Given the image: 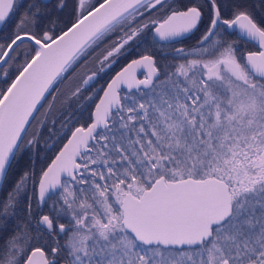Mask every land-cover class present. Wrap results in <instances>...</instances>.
I'll return each instance as SVG.
<instances>
[{
    "label": "snow or ice",
    "instance_id": "6c2138e0",
    "mask_svg": "<svg viewBox=\"0 0 264 264\" xmlns=\"http://www.w3.org/2000/svg\"><path fill=\"white\" fill-rule=\"evenodd\" d=\"M0 264H264V0H0Z\"/></svg>",
    "mask_w": 264,
    "mask_h": 264
},
{
    "label": "flooded vegetation",
    "instance_id": "af4514ba",
    "mask_svg": "<svg viewBox=\"0 0 264 264\" xmlns=\"http://www.w3.org/2000/svg\"><path fill=\"white\" fill-rule=\"evenodd\" d=\"M249 3L255 5V4H258V3H259V0H249ZM258 18H259V17H258ZM228 31L231 32L232 30L230 29V30H228ZM177 46H179V45H177ZM239 47H240L242 50H244V51H247V50H249V49L255 50V46L252 45L251 43L245 44L244 42H241L240 45H239ZM131 58H133V57L126 58V59H124V60H121L119 63H117L119 66H118L117 68L113 69L114 67H116V65H115V66L112 68L111 72L108 74V76H106L104 79H105V80L110 79V77L113 76V74L116 73V72H117V71H118L123 65H125L127 62H129V60H130ZM134 77H135V79H143V78H144V74H143L142 72H140V73L135 74ZM129 93H131V94H137V93H139V92L137 91V89H135V90H130V91H126V90L122 89V91H121V96H125L126 94H129ZM45 211H47V208L45 209Z\"/></svg>",
    "mask_w": 264,
    "mask_h": 264
},
{
    "label": "water",
    "instance_id": "95a60500",
    "mask_svg": "<svg viewBox=\"0 0 264 264\" xmlns=\"http://www.w3.org/2000/svg\"><path fill=\"white\" fill-rule=\"evenodd\" d=\"M238 31V30H237ZM252 44V43H251ZM252 45H254V44H252ZM255 46V45H254ZM128 63V62H127ZM126 63V64H127ZM126 64L125 65H123L118 71H120L124 66H126ZM117 71V72H118ZM140 72H142L143 74H144V78L146 77V75H147V69L146 68H135V69H133V70H131L130 71V73H129V78L131 79L132 77H134L135 76V74H137V73H140ZM113 75H115V73L113 74ZM143 78V79H144ZM142 87V86H141ZM122 89H124V90H126V91H130L126 86H122ZM136 88L135 87H133L131 90H135ZM101 95H102V93H101Z\"/></svg>",
    "mask_w": 264,
    "mask_h": 264
},
{
    "label": "trees",
    "instance_id": "16d2710c",
    "mask_svg": "<svg viewBox=\"0 0 264 264\" xmlns=\"http://www.w3.org/2000/svg\"><path fill=\"white\" fill-rule=\"evenodd\" d=\"M119 65L118 64H116V67H114L113 69H115V68H117ZM134 95H136V96H139L140 95V93H137V94H134Z\"/></svg>",
    "mask_w": 264,
    "mask_h": 264
},
{
    "label": "rangeland",
    "instance_id": "374dc122",
    "mask_svg": "<svg viewBox=\"0 0 264 264\" xmlns=\"http://www.w3.org/2000/svg\"><path fill=\"white\" fill-rule=\"evenodd\" d=\"M128 103H131V100H129Z\"/></svg>",
    "mask_w": 264,
    "mask_h": 264
}]
</instances>
